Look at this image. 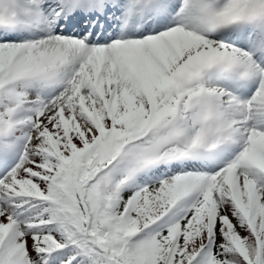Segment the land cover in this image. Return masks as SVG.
<instances>
[{"label": "snow or ice", "instance_id": "6c2138e0", "mask_svg": "<svg viewBox=\"0 0 264 264\" xmlns=\"http://www.w3.org/2000/svg\"><path fill=\"white\" fill-rule=\"evenodd\" d=\"M0 264H264V0H0Z\"/></svg>", "mask_w": 264, "mask_h": 264}]
</instances>
